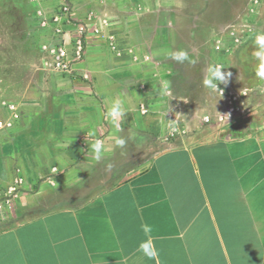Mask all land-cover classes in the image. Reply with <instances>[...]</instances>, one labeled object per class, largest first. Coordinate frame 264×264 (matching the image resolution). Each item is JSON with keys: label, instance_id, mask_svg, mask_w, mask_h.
I'll return each mask as SVG.
<instances>
[{"label": "crops", "instance_id": "0c3cea01", "mask_svg": "<svg viewBox=\"0 0 264 264\" xmlns=\"http://www.w3.org/2000/svg\"><path fill=\"white\" fill-rule=\"evenodd\" d=\"M64 1L86 21V56L72 73H55L50 103L23 107L21 138L0 145L10 147L0 175L18 159L39 177L0 216V264H264V133L203 121L205 107L193 101L205 55L216 65L229 58L245 18L248 31L264 33L254 23L264 0H248L226 22L213 20L223 0H36L35 14ZM108 34L121 52L107 46ZM181 49L195 63L169 57ZM144 93L153 100L147 119L138 107ZM117 98L119 133L106 118ZM96 139L107 148L99 163ZM141 224L152 228L154 259L137 251L148 238Z\"/></svg>", "mask_w": 264, "mask_h": 264}, {"label": "rangeland", "instance_id": "374dc122", "mask_svg": "<svg viewBox=\"0 0 264 264\" xmlns=\"http://www.w3.org/2000/svg\"><path fill=\"white\" fill-rule=\"evenodd\" d=\"M248 0H223L220 3L217 17L213 20L226 22L231 20L232 12L247 11ZM59 4L51 5L48 11L35 14L39 4L36 0H0V145L5 139L11 137L21 138L24 128L23 124L28 121V114L23 109L27 107L35 108L42 100L50 103L49 94L46 91L51 89L52 78H56L55 73H61L54 69L50 57L51 35L53 24H43V19L51 16L49 13ZM234 9V10H233ZM245 18L241 27L240 38L237 39L235 48L231 51L230 57L224 58L220 55L218 60L223 71L231 72L232 76L227 85H219L220 90L212 92L201 84L199 94L193 99L198 106L205 107L203 117H209L210 121L232 123L238 121L240 132L258 131L264 133V81H261L256 72L252 76L245 75V65L240 57V50L248 39L255 38L257 32L248 31L250 26ZM254 23L264 30V6L260 16ZM248 28L245 31L243 29ZM253 29V28H252ZM245 33L244 36H242ZM248 33L250 37L246 39ZM244 39H246L244 41ZM249 41V40H248ZM209 45V43H208ZM108 46V44H107ZM209 48V46H207ZM204 68L201 72L203 80L207 76V69L214 63L207 55L203 57ZM258 65V64H257ZM256 65V66H257ZM198 68V67H197ZM194 70V68H192ZM65 74V73H63ZM241 92V98L234 105L233 112H229L230 99L232 93ZM142 95V94H141ZM140 95V96H141ZM139 96V97H140ZM17 105L24 117L20 123L12 126L5 124L10 118V104ZM29 111H32L29 109ZM141 115L147 119L148 114ZM220 117H223L220 120ZM215 120H212V119ZM35 122H41L38 118ZM30 143L36 141L35 132L26 137ZM9 146H0L1 152H9ZM31 173V174H30ZM24 177V184L18 195L7 203L10 185L19 178ZM35 169L25 162L18 159L9 163V169L0 175V216L6 218L11 209L15 206L21 191L25 190V185H29L31 180H37ZM31 175V177L29 176ZM30 177V178H29ZM33 192L36 182L31 184Z\"/></svg>", "mask_w": 264, "mask_h": 264}, {"label": "built area", "instance_id": "2783aa9c", "mask_svg": "<svg viewBox=\"0 0 264 264\" xmlns=\"http://www.w3.org/2000/svg\"><path fill=\"white\" fill-rule=\"evenodd\" d=\"M72 11L73 8L71 3L69 1H64L55 6L54 10L49 13L51 16L50 18L43 19V24H53L51 32L53 36L51 37L52 45L50 47V57L53 62V67L56 71L67 74L72 73L75 70V65L85 58L89 38L86 21L74 19ZM66 23L71 24L72 28L64 29L62 26ZM106 41L108 47L114 52L119 53L124 49L123 43H121L119 37L115 34H108L106 36ZM219 65L222 66V64ZM141 88H146L144 82L141 83ZM241 92H243V90L232 93L229 96L231 104L229 112H233L235 103L241 98ZM152 106L153 100L148 93H144L138 98V107L142 114H149L152 111ZM10 111V118L5 124H7V126H12L15 123H20L24 117L20 108L12 103L10 104ZM170 117H172V114H170ZM222 118L223 117H220V120ZM204 120L209 122L210 118L204 117ZM171 134L173 135V132ZM23 184L24 177L20 174L19 178L9 187V197L6 200L7 203L11 202V199L18 195ZM0 207H2L1 204Z\"/></svg>", "mask_w": 264, "mask_h": 264}, {"label": "clouds", "instance_id": "9594fccd", "mask_svg": "<svg viewBox=\"0 0 264 264\" xmlns=\"http://www.w3.org/2000/svg\"><path fill=\"white\" fill-rule=\"evenodd\" d=\"M255 50L252 53V56L259 62L256 66V76L264 81V33H258L255 36L254 40ZM169 57L175 60L178 63L183 64L184 62L195 63L188 52L186 50H178L169 52ZM224 68L220 65H210L207 69V76L203 80L204 86L212 92H216L220 90L219 85L225 84L227 85L229 79L232 76L231 72L223 71ZM170 90V82L162 81L160 86L161 95H167ZM125 116L124 109V101L117 98L114 99L109 107L106 118L110 120L112 127L115 132L119 133L121 131L122 125L121 120ZM171 127V126H170ZM174 130V129H172ZM116 146L123 148L126 144V140L122 137L117 136L114 140ZM90 148L94 154V159L96 162H100L105 153L107 152V148L105 147V143L101 139H96L94 143L90 145ZM113 165L109 163L107 165L108 170H111ZM141 229L144 232L145 236L148 237L146 240H142L139 243L137 251L142 253L148 259H154L158 256L157 249L154 245L153 238L151 236L152 228L148 224H141Z\"/></svg>", "mask_w": 264, "mask_h": 264}, {"label": "flooded vegetation", "instance_id": "af4514ba", "mask_svg": "<svg viewBox=\"0 0 264 264\" xmlns=\"http://www.w3.org/2000/svg\"><path fill=\"white\" fill-rule=\"evenodd\" d=\"M255 50V44H248L242 51H240V57L245 65V75L252 76L256 72V65L259 63L253 56L252 53Z\"/></svg>", "mask_w": 264, "mask_h": 264}, {"label": "trees", "instance_id": "16d2710c", "mask_svg": "<svg viewBox=\"0 0 264 264\" xmlns=\"http://www.w3.org/2000/svg\"><path fill=\"white\" fill-rule=\"evenodd\" d=\"M248 44H254V42H248L247 44L245 43V45H243L240 51H242V49H244Z\"/></svg>", "mask_w": 264, "mask_h": 264}, {"label": "water", "instance_id": "95a60500", "mask_svg": "<svg viewBox=\"0 0 264 264\" xmlns=\"http://www.w3.org/2000/svg\"><path fill=\"white\" fill-rule=\"evenodd\" d=\"M254 40H255V39L252 38V39H250L249 41H247L246 44H247L248 42H254Z\"/></svg>", "mask_w": 264, "mask_h": 264}]
</instances>
